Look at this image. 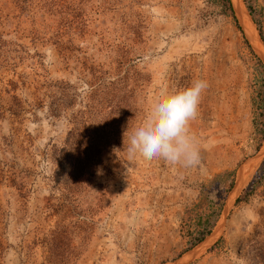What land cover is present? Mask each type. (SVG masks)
Returning a JSON list of instances; mask_svg holds the SVG:
<instances>
[{
  "label": "rangeland",
  "instance_id": "rangeland-1",
  "mask_svg": "<svg viewBox=\"0 0 264 264\" xmlns=\"http://www.w3.org/2000/svg\"><path fill=\"white\" fill-rule=\"evenodd\" d=\"M236 1L0 0V264H264V0ZM195 79L202 165L128 160Z\"/></svg>",
  "mask_w": 264,
  "mask_h": 264
},
{
  "label": "clouds",
  "instance_id": "clouds-1",
  "mask_svg": "<svg viewBox=\"0 0 264 264\" xmlns=\"http://www.w3.org/2000/svg\"><path fill=\"white\" fill-rule=\"evenodd\" d=\"M207 87L206 80L195 79L184 89L161 91L144 118L124 133L128 160L139 156L148 161L163 159L183 168L201 166V146L191 124Z\"/></svg>",
  "mask_w": 264,
  "mask_h": 264
},
{
  "label": "bare ground",
  "instance_id": "bare-ground-1",
  "mask_svg": "<svg viewBox=\"0 0 264 264\" xmlns=\"http://www.w3.org/2000/svg\"><path fill=\"white\" fill-rule=\"evenodd\" d=\"M235 1H236V0H234V2H235ZM234 2H233V4L236 5ZM239 2H240V1H239ZM236 3H237L238 6L241 5L240 3H239L240 5H239L237 1H236ZM238 6H237V7H238ZM245 13H246V12H245ZM245 16H246V15H245ZM249 27H250V26H249ZM247 32H248V31H247ZM248 34H249V33H248ZM251 34H252V33H251ZM251 34H250V35H251ZM252 38H253V37H252ZM263 150H264V149H263ZM263 152H264V151H263ZM253 163L255 164V162H253ZM245 164H246V163H245ZM247 164H248V163H247ZM255 166H256V165H255ZM245 167H246V166H245ZM240 168H241V167H240ZM242 168H243V166H242ZM242 168H241V169H242ZM249 168H250V167H249ZM251 168H252V167H251ZM243 169H244V168H243ZM243 169H242V172H243ZM249 171H250V170H249ZM242 172H241V175H242ZM251 172H252V169H251ZM241 175H240V176H241ZM238 176H239V174H238ZM240 176H239V177H240ZM249 177H250V176H249ZM245 178H246V177H245ZM238 179H239V178H238ZM243 179H244V178H243ZM244 180H245V179H244ZM245 181H247V180H245ZM237 182H239V180H238V181L236 180V183H237ZM241 182H242V181H240V183H241ZM236 183H235V184H236ZM245 183H246V182H245ZM245 183H244V184H245ZM236 185H237V184H236ZM235 189H236V187H235ZM234 193H237V192H235V190H234ZM202 245H203V244H202ZM195 252H196V251H195ZM184 262H185V261H184Z\"/></svg>",
  "mask_w": 264,
  "mask_h": 264
},
{
  "label": "trees",
  "instance_id": "trees-1",
  "mask_svg": "<svg viewBox=\"0 0 264 264\" xmlns=\"http://www.w3.org/2000/svg\"><path fill=\"white\" fill-rule=\"evenodd\" d=\"M226 5H227V8L232 10V6H231V3H230V0H226Z\"/></svg>",
  "mask_w": 264,
  "mask_h": 264
}]
</instances>
